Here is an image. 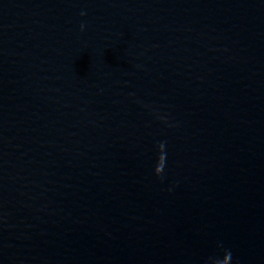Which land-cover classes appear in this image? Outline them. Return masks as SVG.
Masks as SVG:
<instances>
[{
	"label": "water",
	"instance_id": "95a60500",
	"mask_svg": "<svg viewBox=\"0 0 264 264\" xmlns=\"http://www.w3.org/2000/svg\"><path fill=\"white\" fill-rule=\"evenodd\" d=\"M0 264H264V0H0Z\"/></svg>",
	"mask_w": 264,
	"mask_h": 264
}]
</instances>
